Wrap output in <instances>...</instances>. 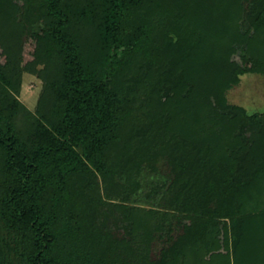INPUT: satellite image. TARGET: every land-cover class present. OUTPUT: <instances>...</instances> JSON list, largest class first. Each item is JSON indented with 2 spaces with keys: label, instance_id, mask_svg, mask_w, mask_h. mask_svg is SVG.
Returning <instances> with one entry per match:
<instances>
[{
  "label": "trees",
  "instance_id": "trees-1",
  "mask_svg": "<svg viewBox=\"0 0 264 264\" xmlns=\"http://www.w3.org/2000/svg\"><path fill=\"white\" fill-rule=\"evenodd\" d=\"M25 37L0 63V264H264V111L227 96L264 76V0H0V49Z\"/></svg>",
  "mask_w": 264,
  "mask_h": 264
},
{
  "label": "rangeland",
  "instance_id": "rangeland-1",
  "mask_svg": "<svg viewBox=\"0 0 264 264\" xmlns=\"http://www.w3.org/2000/svg\"><path fill=\"white\" fill-rule=\"evenodd\" d=\"M17 1L21 3V0ZM36 47L37 39L34 37H25L21 42L15 40L10 45L5 41L1 44L0 63H5L6 53L11 57L21 53L25 62H28L37 55ZM43 87L41 79L31 73L24 72L18 98L29 110L35 112ZM227 96L231 104L243 106L251 113L264 111V76L261 74L241 76L240 83L232 88ZM154 252H151V256L156 255Z\"/></svg>",
  "mask_w": 264,
  "mask_h": 264
}]
</instances>
